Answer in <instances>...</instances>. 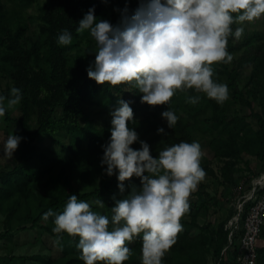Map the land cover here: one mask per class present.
<instances>
[{"label": "trees", "instance_id": "trees-1", "mask_svg": "<svg viewBox=\"0 0 264 264\" xmlns=\"http://www.w3.org/2000/svg\"><path fill=\"white\" fill-rule=\"evenodd\" d=\"M10 1L12 4L7 6L0 0V76L10 80L0 96L10 98L12 87L21 91L15 122L20 127L23 143L19 160L8 170L0 169V212L7 213L9 225L13 218H21L17 213L23 201L25 210L31 211V226L42 223L40 228L51 236L60 253L56 258L43 260L44 264H84L76 247L79 237L58 235L52 230L55 217L43 219L49 209L61 213L69 196L76 194L78 200L88 202L93 211L111 218L115 200L127 198L132 187L137 191L141 187L140 180L133 177L124 182L125 191L120 193L118 173L108 176L107 166L101 164L102 146L111 136V112L119 106L118 100L129 102L133 109L134 119L128 122V127L139 137L131 145L135 150L141 147L139 141H145L155 158L159 151L180 142L200 144L197 135L200 134L219 163L214 167V161L202 155L200 166L205 177L212 176L226 186L235 184L239 179L235 171L243 170L239 169L240 163L244 162L248 171L251 170V163L245 158L248 153L262 162L256 175L264 172L263 33L252 32L239 43L234 35L229 36L227 51L232 61L212 66L214 81L227 85L232 101L219 104L194 89L177 91L169 105L156 106L161 114L170 108L179 117L176 125L168 128L164 118L137 121L142 94L136 88L128 84L98 85L88 77L87 68L95 60V52L90 47L92 38L87 31L83 34L76 31L90 8L95 9L98 20L117 25L122 10L127 6L131 15L140 0L118 2L117 11L110 14L104 13L105 0H48L39 7L37 30L32 35L28 34L30 25L24 19L23 10L34 0ZM238 26L234 24L233 31ZM64 31L73 38L68 46L58 44V37ZM85 43L87 47L83 49ZM248 66L251 67L248 81L241 87L238 70ZM249 95L259 98L260 112L253 111ZM196 97L199 98L196 104L188 102L189 98ZM230 103L249 108L253 121L240 113L232 115L227 106ZM89 109L97 110L96 117L91 116ZM99 115L103 116L102 121L97 118ZM4 119L7 123L13 120L8 110ZM32 122L36 124L33 130L30 129ZM159 128H164V133H158ZM200 146L202 151L203 145ZM248 182V190L243 195L251 189V181ZM96 201H102L103 207ZM191 203L195 209L189 218L182 217L183 230L165 253L162 264H209L213 257L217 262L228 244L225 225L236 210L229 209L216 225L201 224L199 213H206L209 207L204 201L200 205L195 201ZM214 204L219 210L220 201ZM249 205L250 202L245 204V211ZM127 246L132 255L124 264H142V234ZM28 259L30 257L6 255L0 259V264H26ZM230 264L237 263L232 260ZM257 264H264V245L258 248Z\"/></svg>", "mask_w": 264, "mask_h": 264}, {"label": "clouds", "instance_id": "clouds-1", "mask_svg": "<svg viewBox=\"0 0 264 264\" xmlns=\"http://www.w3.org/2000/svg\"><path fill=\"white\" fill-rule=\"evenodd\" d=\"M94 12V8L88 10L76 31H87L95 41V60L87 75L98 85H131L142 94L141 103L149 106L169 105L177 91L190 89L223 104L228 87L214 81L212 66L232 61L228 38L234 35L238 40L244 32L243 27L233 31L232 26L264 16V0H140L131 15L127 6L122 10L117 25L98 20ZM72 40L64 31L58 44L68 46ZM21 98L16 87L11 88L10 98L0 96V117ZM198 99L188 102L196 104ZM118 105L111 112V136L102 146L101 164L107 166L108 176L118 173L120 193L125 191L124 182L133 177L140 179L139 191L132 187L127 198L115 200L111 218L71 194L61 213L49 209L43 219L54 216V233L79 237L76 247L84 264H124L132 255L128 243L141 234L142 264H162L183 230L181 219L190 209L189 197L205 178L200 166L203 153L195 141L166 147L155 158L145 141H139V150L133 149L131 145L139 139L128 127L133 109L122 99ZM161 115L168 128L179 119L170 108ZM158 133H164V128ZM21 139L8 136L7 157H13ZM96 203L103 207L102 201Z\"/></svg>", "mask_w": 264, "mask_h": 264}, {"label": "rangeland", "instance_id": "rangeland-1", "mask_svg": "<svg viewBox=\"0 0 264 264\" xmlns=\"http://www.w3.org/2000/svg\"><path fill=\"white\" fill-rule=\"evenodd\" d=\"M1 1L7 6H10L12 4L10 0ZM128 1L129 0H107V2L104 3V13L110 14L112 12H115L117 11L118 2L127 3ZM47 2L48 0H34V2L30 4L28 8L23 10L24 19L30 25L28 32L29 35H32L36 32L38 15L40 12L39 7L45 5ZM238 27H243L244 33L243 36H241V38L237 40V43L241 41L242 37H246L252 32L259 31L264 34V16H262L260 19L255 20L254 22H245L243 25H239ZM86 47L87 45L85 43L82 48L85 49ZM90 47L94 52L96 51V45L93 39H91ZM72 52H74V50H72ZM250 71V66H248V68H239L238 72L241 74V80L239 83L241 87L245 86V84L247 83ZM9 83V79H3L0 76V93H2V91L9 86ZM248 99L252 102L253 111L260 112L259 98L249 95ZM227 101H232V97L230 94L228 95ZM227 106L230 107V113L232 115H234L235 113H240L242 115L248 116L249 121H253V119L249 116L251 112L249 108L239 104L233 105L232 103L228 104ZM8 111L11 115V118L13 119L11 122L7 123L4 117H0V169L2 170L10 169L19 160L23 143L22 138L19 147L15 151L12 158H9L4 154V144L9 135L14 134L22 137L20 134V127L15 122L19 115L16 106L12 109H8ZM89 111L92 117H96V115L94 114V112L97 111L96 109H89ZM97 118L102 121L103 116ZM136 118L137 121L145 119L158 121L163 119L161 113L157 111L156 106H149L145 103H142V106L137 112ZM35 126L36 124L32 122L30 124V129L33 130ZM197 135L199 137L198 140L201 141L200 144L203 145V155H205L209 160L214 161L212 163L214 167H218L219 163L218 161L214 160L213 154L207 148L204 138L200 137V134ZM245 158L250 161L251 170L250 172L248 171L244 162L240 163L241 165L239 166V169L243 170L241 171L237 169L235 171V177L239 179L233 185H222L220 180H217L212 176L205 177L199 183L196 191H194L190 195V209L184 215V217L189 218L195 209V206L191 203V201H195L197 205H200L202 201H204V203H206L209 207L206 213L204 211L199 213V222L201 224L210 223L212 225H216L219 217L223 214H226L229 209L237 210V203H239V201L242 199L243 192L248 190V185L250 184L248 181H251V184L253 183L254 179L257 177L256 173L262 166V162L259 161L254 154L248 153L245 155ZM137 179L140 180L139 178ZM215 201H220L219 210L217 209L218 206L214 204ZM13 203L14 201L11 202L12 205ZM25 207L26 205L22 201L17 213L21 218H13L11 224L9 225L6 221L7 213L0 212V259L6 255H14L17 257L24 256L30 257V259L27 260L26 264H44L43 260L48 258H56L60 253L51 236L40 228V224L42 223H40L37 227L31 226V211H26ZM8 229L9 232H7ZM260 245H264L263 236L260 239ZM209 264H217L216 259L214 257L213 259H210Z\"/></svg>", "mask_w": 264, "mask_h": 264}, {"label": "built area", "instance_id": "built-area-1", "mask_svg": "<svg viewBox=\"0 0 264 264\" xmlns=\"http://www.w3.org/2000/svg\"><path fill=\"white\" fill-rule=\"evenodd\" d=\"M245 211V204L249 203ZM245 214V215H244ZM264 228V172L257 176L248 193L237 203L235 214L228 220V244L222 249L217 264H257L258 248Z\"/></svg>", "mask_w": 264, "mask_h": 264}]
</instances>
